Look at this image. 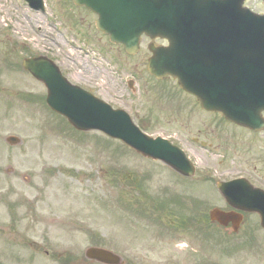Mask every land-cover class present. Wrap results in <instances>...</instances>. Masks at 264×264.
<instances>
[{
  "label": "rangeland",
  "instance_id": "1",
  "mask_svg": "<svg viewBox=\"0 0 264 264\" xmlns=\"http://www.w3.org/2000/svg\"><path fill=\"white\" fill-rule=\"evenodd\" d=\"M42 1L43 10H34L24 0H0V264L70 258L100 264L84 258L89 246L111 250L124 264H264V231L253 214L244 215L236 233L204 223L177 229L172 220L191 212L188 197L200 203L201 215L212 207L226 210L215 182L254 167L262 175L251 156L264 158V147L223 117L193 109L171 81L150 78L141 54L109 43L84 8ZM246 4L264 13L259 0ZM39 55L52 59L69 82L123 108L136 124L143 121L146 133L179 145L195 165L193 177L55 116L44 104L43 84L21 66L23 58ZM129 78L134 92L126 87ZM8 136L20 142L9 145ZM170 195L186 197L190 211L153 209Z\"/></svg>",
  "mask_w": 264,
  "mask_h": 264
},
{
  "label": "water",
  "instance_id": "2",
  "mask_svg": "<svg viewBox=\"0 0 264 264\" xmlns=\"http://www.w3.org/2000/svg\"><path fill=\"white\" fill-rule=\"evenodd\" d=\"M25 1L33 9H43L42 0ZM243 1L72 0L96 13L95 27L110 42L121 43L127 54L137 52L142 33L166 39L167 47L150 48V74L172 76L204 109L258 130L264 127V16L243 7ZM22 66L45 85L48 107L75 129L100 131L184 176L193 175L194 166L182 150L162 137L143 133L125 111L70 84L47 57L25 58ZM5 141L10 145L20 142L14 136ZM216 186L234 210L212 208L208 212L211 221L230 224L236 232L242 221L239 211L254 212L264 229V192L243 179ZM84 256L104 264H121L118 255L99 247L87 248Z\"/></svg>",
  "mask_w": 264,
  "mask_h": 264
},
{
  "label": "flooded vegetation",
  "instance_id": "3",
  "mask_svg": "<svg viewBox=\"0 0 264 264\" xmlns=\"http://www.w3.org/2000/svg\"><path fill=\"white\" fill-rule=\"evenodd\" d=\"M90 14L93 15L92 12L88 11ZM150 44L154 45V46H165L167 45V42L165 40H160V39H154V40H150L149 37L145 36V35H142L140 37V40H139V51H138V54L140 53L141 56L139 57V61L145 66L144 67V72L147 73L146 71V64H147V61L149 59V57L151 56V52L149 51V46ZM119 47L122 48L121 45H119ZM143 72V73H144ZM148 74V73H147ZM149 75V74H148ZM150 78H152L154 81H163L162 83H164L165 80H169L171 82H167L169 85H171V87H173L175 90L179 91L181 90L182 92L181 93H185L180 86L177 85L176 81L173 80L170 76H165L163 79L161 80H157L156 78H154L153 76L149 75ZM130 80H132V85L129 83ZM125 81V84H126V87L128 88L129 84L131 85V87L128 88V90L134 92V88L133 90L131 89L132 87H134V79L133 78H129ZM129 81V82H128ZM186 96V98L188 99V101H191L192 103H190L193 107V109H198V110H202V111H205L201 106L200 104L195 100V98L190 95V94H187L185 93L184 94ZM189 98H188V97ZM206 112V111H205ZM208 113H212V114H216V115H219V113L217 112H208ZM264 116V115H263ZM142 123L143 121H141L138 126L143 128L142 127ZM144 124V123H143ZM233 126L237 127V128H240L244 131H246L250 137H252V141L251 143L255 146L259 145L260 147H264V129L263 130H260V131H252L250 129H247V128H243V127H239V126H236L234 124H232ZM195 142L198 140V138H192ZM174 143V142H173ZM200 145L201 146H205L206 145V142L205 141H202L200 140L199 141ZM251 158H255L262 166H263V171L261 170V174H255L254 169L252 170V172L250 171H246L247 174L245 176V174H243V176L246 178L245 180L248 182V184H250L251 186L253 187H257L259 189H262L264 190V158H258L257 156L253 155L251 156ZM63 263H66V260H63ZM70 262H67L66 264H69Z\"/></svg>",
  "mask_w": 264,
  "mask_h": 264
},
{
  "label": "trees",
  "instance_id": "4",
  "mask_svg": "<svg viewBox=\"0 0 264 264\" xmlns=\"http://www.w3.org/2000/svg\"><path fill=\"white\" fill-rule=\"evenodd\" d=\"M28 97H30V96H27V98H28ZM43 98H44V97H43ZM58 117L61 118L63 121H65L62 117H60V116H58ZM135 186H136V184H135ZM136 187H139V190H141V191L143 190V188H141V186H140V183L137 184ZM172 202H177V203H179V201L176 200L175 198L172 199ZM153 209H154V210H157V211H162V212H164V213H166V212H168V211H171V212H172V208L170 209V208L168 207L167 201H165V200L157 202V203L155 204V206H153ZM193 218H194L195 220H198L197 215H194ZM202 218L204 219L205 222L208 221V220H207V215H206L205 213L203 214ZM191 220H192V215H191V214H190L188 217H185L183 214H180V213L177 214V221L179 222L180 225L185 224L186 222L191 221Z\"/></svg>",
  "mask_w": 264,
  "mask_h": 264
}]
</instances>
